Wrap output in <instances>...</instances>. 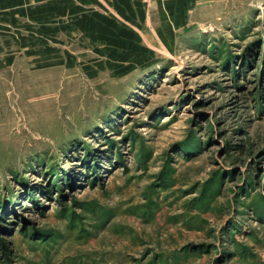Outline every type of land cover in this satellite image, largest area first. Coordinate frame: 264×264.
I'll return each instance as SVG.
<instances>
[{"label":"rangeland","instance_id":"rangeland-1","mask_svg":"<svg viewBox=\"0 0 264 264\" xmlns=\"http://www.w3.org/2000/svg\"><path fill=\"white\" fill-rule=\"evenodd\" d=\"M57 14L0 25V264H264V0L121 59Z\"/></svg>","mask_w":264,"mask_h":264},{"label":"crops","instance_id":"crops-1","mask_svg":"<svg viewBox=\"0 0 264 264\" xmlns=\"http://www.w3.org/2000/svg\"><path fill=\"white\" fill-rule=\"evenodd\" d=\"M196 3L197 0H0V25L8 21L11 27H17L23 15L28 18L43 13L51 18L53 13L71 14L78 22L95 28V46L103 48L107 58L121 59L148 46L168 44Z\"/></svg>","mask_w":264,"mask_h":264}]
</instances>
